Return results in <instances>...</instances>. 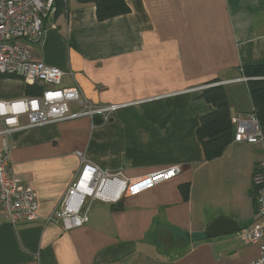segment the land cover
I'll return each mask as SVG.
<instances>
[{
  "label": "crops",
  "instance_id": "0c3cea01",
  "mask_svg": "<svg viewBox=\"0 0 264 264\" xmlns=\"http://www.w3.org/2000/svg\"><path fill=\"white\" fill-rule=\"evenodd\" d=\"M127 3L130 12L99 20L94 3L68 0L46 20L42 43L25 41L32 59L63 69V86L77 85L85 100L139 104L107 122L82 116L12 133L11 170L35 191L38 218L12 225L0 214V264H248L260 255L241 234L259 219L251 188L264 143L232 142L207 160L197 128L215 107L194 88L236 87L227 91L232 115L253 109L234 101L251 99L242 67L264 63V0ZM29 85L0 75V101L34 96ZM18 122L28 125L29 116ZM87 163L128 178L172 165L182 171L116 203L95 200L89 221L71 230L47 222ZM219 217L239 230L208 236ZM168 231L183 241L164 245Z\"/></svg>",
  "mask_w": 264,
  "mask_h": 264
},
{
  "label": "built area",
  "instance_id": "2783aa9c",
  "mask_svg": "<svg viewBox=\"0 0 264 264\" xmlns=\"http://www.w3.org/2000/svg\"><path fill=\"white\" fill-rule=\"evenodd\" d=\"M63 1L67 3L68 0ZM56 11V0H0V75L21 77L29 84L43 87L40 95L0 101V116L3 118V128L0 130L3 139V151L0 153V214L12 225L38 218L35 191L24 186L11 170L12 133L26 127L82 116H100L103 122H107L120 108L139 102L96 105L81 96L77 85L63 86V69L32 59L25 41L42 43L47 32L46 20ZM249 78L243 77L245 80ZM207 87L198 86L194 90ZM71 103H78L79 109L72 111ZM23 114L29 116V123L25 126L18 122V116ZM232 123L235 127L234 142L264 143V133L254 111L232 116ZM259 169L262 170L253 174L254 203L259 219L254 226L245 228L241 235L244 241L258 245L260 255L248 264H264V163ZM181 171V165H172L144 177L122 179L98 166L84 164L78 179L55 211L46 217V221L59 223L65 230H71L89 221L95 200L117 202L125 193H136L162 179L175 177ZM118 186L122 190L117 198L105 196L108 187L110 191H115Z\"/></svg>",
  "mask_w": 264,
  "mask_h": 264
},
{
  "label": "trees",
  "instance_id": "16d2710c",
  "mask_svg": "<svg viewBox=\"0 0 264 264\" xmlns=\"http://www.w3.org/2000/svg\"><path fill=\"white\" fill-rule=\"evenodd\" d=\"M81 3H94L96 6L97 18L107 20L112 17L130 12L127 0H78ZM66 3L63 0H56L57 12H60ZM242 73L250 77L247 81L251 95L254 113L257 115L264 133V63L245 65ZM216 80V79H215ZM213 82H216V81ZM29 93L40 95L43 87L39 85H29ZM201 96L214 105L215 109L205 113L200 118V125L197 128V137L201 142L205 158L213 160L220 157L227 147L234 142L235 127L232 123V113L230 102L227 97L225 86L222 84H212L202 90ZM261 164L255 166L254 173L260 171ZM254 187L251 188V195L254 199ZM180 191L185 200L190 197V184L183 183ZM114 209L118 206H113Z\"/></svg>",
  "mask_w": 264,
  "mask_h": 264
},
{
  "label": "water",
  "instance_id": "95a60500",
  "mask_svg": "<svg viewBox=\"0 0 264 264\" xmlns=\"http://www.w3.org/2000/svg\"><path fill=\"white\" fill-rule=\"evenodd\" d=\"M250 79V78H249ZM248 79V80H249ZM239 230V226L237 223L231 219L225 218V217H219L212 221L208 228H207V235L210 237L217 236L226 232H235ZM161 238V236H160ZM172 233L171 232H166L165 235L162 236L161 241L164 243L166 246H170L169 241H172V244H179V242L183 241L181 238L179 241L175 242L173 239ZM173 241L175 243H173Z\"/></svg>",
  "mask_w": 264,
  "mask_h": 264
},
{
  "label": "rangeland",
  "instance_id": "374dc122",
  "mask_svg": "<svg viewBox=\"0 0 264 264\" xmlns=\"http://www.w3.org/2000/svg\"><path fill=\"white\" fill-rule=\"evenodd\" d=\"M236 90H238V89H236V87H231L230 89H226V93H227V91L229 92H231L232 94H236ZM251 96V95H250ZM227 97H228V95H227ZM241 101H234L235 102V105L236 106H239V107H244V108H248V109H251V106H252V99H250V97H249V99H248V96H247V99H246V101H243V96L241 97V99H240ZM134 104H139V103H134ZM232 110L234 111L235 110V107H232ZM262 148H263V154H264V146H262ZM111 172V171H110ZM112 173V172H111ZM114 174H117L120 178H128V177H125V176H123L122 175V173L121 172H119V173H114ZM73 184V183H72ZM71 184V185H72ZM71 187V186H70ZM69 187V188H70ZM97 200H99V199H97ZM103 201V200H102ZM95 202V201H94ZM118 202V201H117ZM108 203H116V202H108Z\"/></svg>",
  "mask_w": 264,
  "mask_h": 264
},
{
  "label": "bare ground",
  "instance_id": "6f19581e",
  "mask_svg": "<svg viewBox=\"0 0 264 264\" xmlns=\"http://www.w3.org/2000/svg\"><path fill=\"white\" fill-rule=\"evenodd\" d=\"M122 190L121 186H118L115 191H110L109 187L105 190V196L110 198H117ZM103 194V193H102Z\"/></svg>",
  "mask_w": 264,
  "mask_h": 264
}]
</instances>
